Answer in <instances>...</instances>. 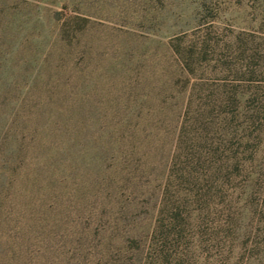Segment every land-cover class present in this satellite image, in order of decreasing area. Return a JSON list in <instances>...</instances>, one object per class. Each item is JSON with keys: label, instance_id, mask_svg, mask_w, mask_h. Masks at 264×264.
I'll use <instances>...</instances> for the list:
<instances>
[{"label": "rangeland", "instance_id": "374dc122", "mask_svg": "<svg viewBox=\"0 0 264 264\" xmlns=\"http://www.w3.org/2000/svg\"><path fill=\"white\" fill-rule=\"evenodd\" d=\"M1 9L14 15L5 27L12 51L30 55L32 80L48 77L68 104L81 100L68 83L81 81L99 131H126V156L122 173L115 155L96 177L18 171L0 195V264H264V0ZM76 15L89 58L64 42L48 58Z\"/></svg>", "mask_w": 264, "mask_h": 264}, {"label": "trees", "instance_id": "16d2710c", "mask_svg": "<svg viewBox=\"0 0 264 264\" xmlns=\"http://www.w3.org/2000/svg\"><path fill=\"white\" fill-rule=\"evenodd\" d=\"M5 11L0 10V195L18 171L28 168L29 171L36 172L38 177L43 173L62 176L83 169L96 177L99 173H105L106 167L103 165L108 166L109 162H104L115 159L117 155L122 173L124 167L121 160L126 155L119 149L126 138V131L119 134L118 143L114 146L110 144L117 139L106 136L112 135L108 128L99 131L96 115L91 108L93 105L82 93L84 87L81 81V84L77 80L68 83L69 90H80L81 100H75L77 104H68L73 99L68 95L53 98L55 93L48 89L51 82L48 77L38 76L33 81L32 74L28 71L29 64H32L30 55L27 59H21L23 53L12 51L11 28L5 27L7 21L4 18L14 15L6 14ZM87 24L86 19L78 15L64 21L55 32L53 49L48 58L57 53V46L61 42L67 43L75 56H88L87 47L81 40L86 33ZM24 35L27 37V32ZM24 42L18 44L19 52L25 49ZM61 62L64 61L59 55L55 70L62 68ZM37 84L39 89L36 88ZM42 88L44 93L39 92ZM123 117L115 133L127 128V119ZM95 131L99 133L96 137L98 139L94 136ZM67 170L69 172H65ZM108 178L110 179L109 175Z\"/></svg>", "mask_w": 264, "mask_h": 264}]
</instances>
